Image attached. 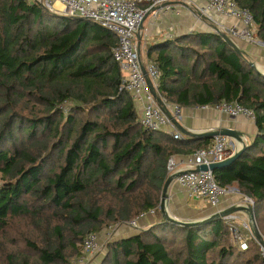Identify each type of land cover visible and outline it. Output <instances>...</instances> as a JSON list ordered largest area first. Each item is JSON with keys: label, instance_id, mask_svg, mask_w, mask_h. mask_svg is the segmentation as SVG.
<instances>
[{"label": "trees", "instance_id": "1", "mask_svg": "<svg viewBox=\"0 0 264 264\" xmlns=\"http://www.w3.org/2000/svg\"><path fill=\"white\" fill-rule=\"evenodd\" d=\"M234 1L263 38L264 0ZM116 41L89 20L0 0V260L71 264L85 256L79 245L89 234L154 210L148 228L108 241L98 264H264L257 241L240 250L223 218L165 221L158 205L167 159L207 148L212 137L145 129L119 90ZM146 57L170 104L237 101L253 112V139L213 175L253 200L264 236V75L214 32L148 45Z\"/></svg>", "mask_w": 264, "mask_h": 264}, {"label": "built area", "instance_id": "2", "mask_svg": "<svg viewBox=\"0 0 264 264\" xmlns=\"http://www.w3.org/2000/svg\"><path fill=\"white\" fill-rule=\"evenodd\" d=\"M28 1L37 3L46 11L57 15L89 20L115 35L117 41L111 52L113 59L118 62L122 70L119 90L130 94L135 106L139 109L137 110L139 122L145 129L165 131L175 140H181L183 137L176 124L181 118V108L170 104L161 95L158 89L159 70L156 64L152 61L143 63L141 59L137 33L145 18L148 15L155 18L160 11H173L176 6H194L198 17L206 19L213 25L214 33L225 34L235 44L237 42L258 43L251 14L246 9L238 7L234 0ZM219 18L229 21L228 24L219 21ZM215 108L229 116L242 115L254 120L253 112L237 101H222ZM232 153L228 137L215 135L209 147L198 149L189 155L180 168H177L175 158L170 156L166 164L167 174L178 173L174 178L176 183L185 189L189 196L205 200L210 207L215 208L216 212L231 206L253 207L254 203L250 197L240 193L237 189L221 186L210 169L196 170L200 165L208 167L211 163L222 161ZM230 192L238 196L237 201L219 209L221 198ZM241 211L245 213L243 219L240 216ZM147 214L153 215L154 210L141 213L127 225L134 230L140 229L139 220ZM223 219L239 249L246 250L247 240L255 239L250 213L245 209L237 210L225 215ZM107 233L106 239L110 236V232L107 231ZM101 246L99 234H89L80 244L85 256L76 259L71 264H86L88 256L98 253ZM261 248L263 252L264 248L262 246Z\"/></svg>", "mask_w": 264, "mask_h": 264}, {"label": "crops", "instance_id": "3", "mask_svg": "<svg viewBox=\"0 0 264 264\" xmlns=\"http://www.w3.org/2000/svg\"><path fill=\"white\" fill-rule=\"evenodd\" d=\"M146 18L137 33V39L140 41V54L143 63L149 61L146 57V49L148 45H158L165 39H173L181 35L213 32V25L206 19L198 17L197 10L194 6H176L173 11L162 10L155 18H152L150 15ZM218 20L225 24H228L229 22L222 18H219ZM236 45L249 63L253 62L259 69L257 71H260V73L264 75V37L261 39L258 38V43L256 44L237 42ZM179 107L181 108V118L178 123L189 131L198 132L220 128H231L239 131L242 135L243 141L246 143L253 139L257 132L254 120L247 119L242 115L232 118L227 114L221 113L215 107L208 105H180ZM228 142L230 149L233 151H236L241 146V143L234 138L228 137ZM172 156L176 160L177 168L182 167L184 162L189 157V155L184 154H176ZM230 188L233 190L237 189L235 186H231ZM166 199L170 210L178 207L179 205L181 207L191 208L197 211H200L199 206L202 205L201 210L205 209L207 214H210L215 210V208L209 207V204L205 200L189 196L187 191L180 187L174 179L168 186ZM237 199L238 196L235 193L230 192L221 198L218 208H225L230 203L236 202ZM204 202L206 203L203 206ZM240 216L242 219L245 218V213L241 211ZM152 219L153 218L150 215H146L141 218L139 220L140 229H146L152 225ZM133 231L135 230L131 229L127 223H125L119 225L115 234L118 232V237H121L129 235ZM86 264H89V260Z\"/></svg>", "mask_w": 264, "mask_h": 264}, {"label": "water", "instance_id": "4", "mask_svg": "<svg viewBox=\"0 0 264 264\" xmlns=\"http://www.w3.org/2000/svg\"><path fill=\"white\" fill-rule=\"evenodd\" d=\"M65 17L72 18V19L85 20L83 18H75V17H68V16H65ZM139 27L140 28L142 27V23L140 24ZM220 36L226 42H228L234 48L235 51L241 53V51L238 49L236 44L228 36H226L223 33L220 34ZM250 64L256 70H259L253 62H250ZM148 82H149V80H148ZM176 124H177V127L180 129V131L183 134L191 136V137H194V138L213 137L215 135H223V136H226V137L234 138L238 142L241 143V146L236 151H233L232 155L229 156L228 158H226V159H224L222 161H219V162L211 163L208 167L206 165H200V166H198L196 168V170H207V168H208L211 171H214L216 169L226 167V166L230 165L236 158H238L241 155V153L248 146V143L243 141L241 133L239 131L231 129V128H220V129H214V130H208V131L193 132V131H189V130L185 129L178 122ZM177 175H178V173L173 174V175H168L167 178L165 179L163 187H162L159 207H160L162 213L164 214L166 222L174 223V224H177V225H180V226H188V227L199 226V225L211 222L212 220L223 218L225 215H227V214H229L231 212L245 209V210H247L250 213V218H251L252 223H253L254 237H255L256 241L264 248V238L262 237V235H261V233H260V231L258 229L256 220H255V216H254V207H252V206H249V207L231 206V207H228V208H226V209H224L222 211L214 212L211 215L206 216V217H204L202 219H197L195 221H190V222L181 221L179 219H176V218H173V217L169 216L168 212H167V209H166V205H165L166 204V197H167V189H168V186H169L170 182Z\"/></svg>", "mask_w": 264, "mask_h": 264}, {"label": "rangeland", "instance_id": "5", "mask_svg": "<svg viewBox=\"0 0 264 264\" xmlns=\"http://www.w3.org/2000/svg\"><path fill=\"white\" fill-rule=\"evenodd\" d=\"M51 13V12H50ZM197 16V15H196ZM147 19V18H146ZM115 36V35H114ZM136 107V106H135ZM137 110H139L137 107H136ZM63 110L66 111V108H64ZM229 116V115H228ZM232 118H235L233 116H230ZM0 184H1V180H0ZM167 200V199H166ZM206 202H204L203 206L205 205ZM160 204V203H159ZM166 209H167V212H168V215L173 217V218H176V219H179L181 221H187V222H190V221H195L197 219H202L206 216H209L211 215L212 213L216 212L214 210V212H211L210 214H207V211L205 209L201 210V206H199V210L200 211H197V210H194V209H191V208H184V207H181L180 205L178 207H175L174 209H169V205L168 203L166 202ZM159 206V205H158ZM209 206V205H208ZM188 207V206H187ZM210 207V206H209ZM160 208V207H159ZM147 215H150L153 219H152V223L154 222V218H155V215H151V214H147ZM164 215V214H163ZM257 223V222H256ZM118 225V224H116ZM258 226V225H257ZM119 228V225L118 226H115V225H111L107 228H104V229H101L100 231H98L97 233L99 234L100 236V243H101V249L98 253H95L91 256H88V260H89V264H98L99 261H101L102 257L105 255V252H106V248H105V244L110 241L112 238L116 237V235L118 236V232H116V234L114 233L117 229ZM259 229V227H258ZM107 231L110 232V236L109 238L106 239V236H107ZM260 231V229H259ZM261 233V232H260ZM262 235V234H261ZM262 237L264 238V236L262 235ZM258 243V242H257ZM259 244V243H258ZM80 246V245H79ZM260 246V244H259ZM81 248V247H80ZM260 249H261V252H262V248L260 246ZM264 252V250H263ZM262 252V255L264 256ZM76 259H71V263L73 261H75ZM5 262L1 261L0 260V264H3Z\"/></svg>", "mask_w": 264, "mask_h": 264}]
</instances>
